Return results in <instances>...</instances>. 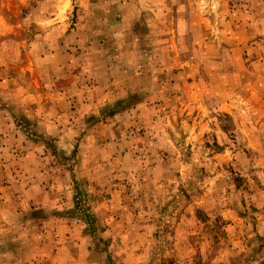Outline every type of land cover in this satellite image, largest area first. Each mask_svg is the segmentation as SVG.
Returning <instances> with one entry per match:
<instances>
[{"label": "rangeland", "instance_id": "rangeland-1", "mask_svg": "<svg viewBox=\"0 0 264 264\" xmlns=\"http://www.w3.org/2000/svg\"><path fill=\"white\" fill-rule=\"evenodd\" d=\"M0 239L264 264V0H0Z\"/></svg>", "mask_w": 264, "mask_h": 264}, {"label": "crops", "instance_id": "crops-1", "mask_svg": "<svg viewBox=\"0 0 264 264\" xmlns=\"http://www.w3.org/2000/svg\"><path fill=\"white\" fill-rule=\"evenodd\" d=\"M2 242L5 243L4 240L0 239V264H63L62 262H65L62 259L51 260L44 251L37 252L36 243L30 240L25 245L19 246L17 251L14 248L12 252L13 257H10V252H7L9 248L3 247Z\"/></svg>", "mask_w": 264, "mask_h": 264}]
</instances>
